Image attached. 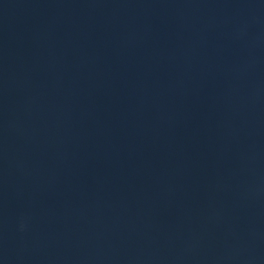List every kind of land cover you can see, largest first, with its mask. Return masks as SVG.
Wrapping results in <instances>:
<instances>
[{
    "label": "water",
    "instance_id": "water-1",
    "mask_svg": "<svg viewBox=\"0 0 264 264\" xmlns=\"http://www.w3.org/2000/svg\"><path fill=\"white\" fill-rule=\"evenodd\" d=\"M0 264H264V0H0Z\"/></svg>",
    "mask_w": 264,
    "mask_h": 264
}]
</instances>
